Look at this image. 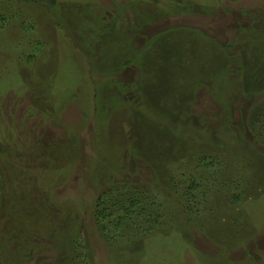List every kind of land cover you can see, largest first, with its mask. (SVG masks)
Listing matches in <instances>:
<instances>
[{
  "label": "rangeland",
  "instance_id": "1",
  "mask_svg": "<svg viewBox=\"0 0 264 264\" xmlns=\"http://www.w3.org/2000/svg\"><path fill=\"white\" fill-rule=\"evenodd\" d=\"M52 1L0 0V264H264V0ZM68 213L91 250H11Z\"/></svg>",
  "mask_w": 264,
  "mask_h": 264
},
{
  "label": "trees",
  "instance_id": "2",
  "mask_svg": "<svg viewBox=\"0 0 264 264\" xmlns=\"http://www.w3.org/2000/svg\"><path fill=\"white\" fill-rule=\"evenodd\" d=\"M51 3L55 4L54 0ZM87 5H88L87 7L82 8L79 11V14L76 12H72V11L68 10L69 13H71L68 16V20H71V24L73 26V21L80 17L79 18L80 23H78V24L81 25L84 30H86L87 28L99 30L101 25L93 27L92 24L91 25L85 24L81 20V18L83 16L85 17L86 15L90 14L91 11L93 10V6L91 4H87ZM3 20H5L4 14L0 15V22L1 21L3 22ZM88 37H89L90 41H92L94 44H96L95 47H96L97 51H100V53H102V54H104V52H109V50H112V47H114L111 45L110 46L106 45L104 43V41L102 44L98 45L99 44L98 40H101L100 38H102L103 35H102V37L100 36V38H99L98 34L88 36ZM106 39L107 38H105L104 40H106ZM82 44L87 49L89 48L87 42L83 41ZM91 50L94 51V49H91ZM98 67L103 68L101 66H98ZM105 75L108 76V74H105ZM102 79H104V78H102ZM102 79H100V80H102ZM96 84H98V83H96ZM111 85H115V84L98 85V87L95 91V95H97V97L95 98L96 102L94 101L95 105L96 106L102 105L106 108H109V105L107 106V100L108 99L113 101V105L114 104L116 105L117 103H123V105H124V103L129 104L130 101L127 100L128 97H124L123 90H121L120 87H119V92L117 95H115V93L113 92L109 97H107L106 92H110V90L112 89V88H110ZM100 86H102V88ZM144 97L148 98V96H146V95ZM135 101L137 102V99H135ZM136 105L137 104L132 105V109H135ZM147 105L151 106L150 103ZM113 108H114V106H113ZM137 113H138V111H135L134 115L136 114L138 116ZM141 117L146 118L147 116L142 115ZM146 119H148V118H146ZM190 196H191V194L188 191L187 194L182 196L181 198L188 197L189 199L179 200V203H177V205H178V209L179 208L184 209L186 212H188L191 215L192 211H194V210L198 211V203H197L195 196H192V197H190ZM234 199L237 202L241 201V197H238V196L234 197ZM116 205H118V203H114V206H116ZM50 206H52L55 209H58L57 207L53 206V203L50 204ZM105 206H106V203L103 201H101V202L98 201L97 206H96V209H98L97 210V216H99V218H101V220H102L101 223L99 224V226L97 227L98 231L100 233V236L104 237L106 235V233L109 231V228H111L117 232H121L123 234L128 232L129 230L126 228L127 225L125 223V219H123V216L114 221L112 219L113 215L107 214L108 209H106ZM73 219H74L73 216H71L69 213L66 214L64 216V221H65V224H67V225H66V227H64L65 229H61V228H58L59 224L56 222V220H54L50 217L49 221L51 222L50 223L51 230H48V231L46 230V232L42 233L41 236H38L37 233H29L30 235L25 234L22 237L23 238L22 242H20L19 245L15 246L11 250H52L55 254H59L58 259H56L58 261V263L64 262L65 255L73 256L74 252H78L81 249L91 250V248H89L88 246L83 244L85 242V239L84 240L78 239V241H77L75 235L79 233V230L77 227H75V225H72L70 223V221H72ZM8 251L6 250L4 256H7L9 258L8 263L10 262L9 264H11L13 262V260L16 259L17 257L10 259L12 256H15V254L12 255V253L10 254V252H8ZM20 254H21V256L23 255L22 253H20ZM28 256H31V253ZM16 261H17V259H16Z\"/></svg>",
  "mask_w": 264,
  "mask_h": 264
}]
</instances>
